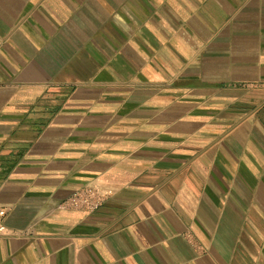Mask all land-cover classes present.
I'll use <instances>...</instances> for the list:
<instances>
[{"label": "crops", "instance_id": "0c3cea01", "mask_svg": "<svg viewBox=\"0 0 264 264\" xmlns=\"http://www.w3.org/2000/svg\"><path fill=\"white\" fill-rule=\"evenodd\" d=\"M0 209V264H264V0H0Z\"/></svg>", "mask_w": 264, "mask_h": 264}, {"label": "built area", "instance_id": "2783aa9c", "mask_svg": "<svg viewBox=\"0 0 264 264\" xmlns=\"http://www.w3.org/2000/svg\"><path fill=\"white\" fill-rule=\"evenodd\" d=\"M111 195L110 189H103L96 186H82L74 190L64 202L63 206L81 211H95ZM5 210L0 209V236L7 231L4 223Z\"/></svg>", "mask_w": 264, "mask_h": 264}]
</instances>
